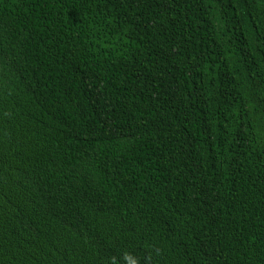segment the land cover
<instances>
[{
  "label": "trees",
  "instance_id": "trees-1",
  "mask_svg": "<svg viewBox=\"0 0 264 264\" xmlns=\"http://www.w3.org/2000/svg\"><path fill=\"white\" fill-rule=\"evenodd\" d=\"M264 264V0H0V264Z\"/></svg>",
  "mask_w": 264,
  "mask_h": 264
},
{
  "label": "clouds",
  "instance_id": "clouds-1",
  "mask_svg": "<svg viewBox=\"0 0 264 264\" xmlns=\"http://www.w3.org/2000/svg\"><path fill=\"white\" fill-rule=\"evenodd\" d=\"M123 260L125 261V264H139L138 259H136L132 254L130 253H124ZM111 264H117V260L115 257L112 258Z\"/></svg>",
  "mask_w": 264,
  "mask_h": 264
}]
</instances>
